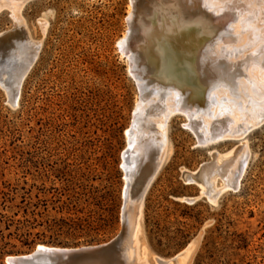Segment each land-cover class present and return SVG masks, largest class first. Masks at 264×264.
<instances>
[{"label": "rangeland", "instance_id": "obj_1", "mask_svg": "<svg viewBox=\"0 0 264 264\" xmlns=\"http://www.w3.org/2000/svg\"><path fill=\"white\" fill-rule=\"evenodd\" d=\"M250 1L0 0V264L120 236L116 264H264V28ZM183 20L209 34L164 65L157 39L177 40ZM210 164L204 188L186 181ZM153 170L123 250L126 198Z\"/></svg>", "mask_w": 264, "mask_h": 264}, {"label": "bare ground", "instance_id": "obj_2", "mask_svg": "<svg viewBox=\"0 0 264 264\" xmlns=\"http://www.w3.org/2000/svg\"><path fill=\"white\" fill-rule=\"evenodd\" d=\"M194 1V0H193ZM199 1V0H198ZM205 1V0H204ZM228 1V0H227ZM238 1V0H237ZM252 1V0H251ZM250 1V2H251ZM255 1V0H254ZM253 1V2H254ZM210 2V1H209ZM213 2V1H212ZM230 2V1H229ZM232 2V0H231ZM242 2V1H240ZM239 2V3H240ZM244 2V1H243ZM246 2V1H245ZM224 3V2H223ZM227 3V2H226ZM224 3V4H226ZM238 3V4H239ZM198 4V2H197ZM212 4V3H211ZM217 4V3H216ZM241 4V3H240ZM221 5V4H220ZM219 5V6H220ZM243 5V4H242ZM228 6V5H227ZM247 7H245V16L247 15H250L251 11H255V13H257L260 17V23L263 25L261 26L259 29V32L264 28V0H257L255 2L254 5L252 4H247L246 5ZM225 7V6H224ZM243 7V6H242ZM240 10V9H239ZM253 14V13H252ZM178 16V15H177ZM180 16V15H179ZM257 16V15H256ZM251 17V16H250ZM249 18V16L247 17V19ZM258 18V17H257ZM177 19V18H176ZM245 19V20H247ZM256 18H254L255 20ZM179 21V20H178ZM187 21V20H185ZM190 21V20H189ZM193 21V20H192ZM196 21V20H195ZM249 21V20H248ZM259 21V19H258ZM257 21V22H258ZM165 22V21H164ZM184 22V20H183ZM197 22V21H196ZM247 22V21H246ZM186 22H184L185 24ZM190 23V22H189ZM199 23V22H198ZM259 23V22H258ZM180 24V23H179ZM179 25L176 24L178 26V28L176 29H172L171 32H173V34H177V38H181L183 39L184 41H186L187 43H189L192 48H185V46L181 43V41H179L178 39L175 40V39H171V38H164L163 36L160 35V37H158L157 41H158V44H159V49L161 52V60H162V63L164 65L166 64H170L172 62V57L169 55L170 52H173V51H176V57H181V56H189L190 52L193 51V50H197L198 49V45L202 42V38L201 37H205V36H208L209 33H207V30L209 31L210 27H207L206 29V32H205V29L204 31L201 30L197 25H194V26H187L186 24L184 25ZM204 24V22H203ZM254 24L256 25V23L254 22ZM200 25H201V22H200ZM254 25V26H255ZM248 26V25H247ZM257 27V26H256ZM168 29V28H167ZM256 29V28H255ZM154 30V29H153ZM249 30V33H250V28H248ZM247 30V31H248ZM252 31V30H251ZM263 31V30H262ZM248 33V32H247ZM262 33V32H261ZM245 34V33H244ZM251 35L253 34L250 33ZM249 34V35H250ZM255 35V34H254ZM257 36V35H256ZM255 37V36H254ZM256 38V37H255ZM258 38V37H257ZM252 40V39H251ZM256 42V41H255ZM204 43V42H203ZM254 43V42H253ZM186 44V43H184ZM255 44V43H254ZM197 46V48L195 47ZM126 48V47H125ZM202 56V55H201ZM175 58V57H174ZM177 59V58H175ZM160 60V61H161ZM190 60V59H189ZM196 60V59H195ZM198 60V59H197ZM191 63V62H190ZM180 64V63H179ZM170 66V65H169ZM191 66V64H190ZM195 66V65H194ZM189 67V66H188ZM187 67V68H188ZM171 68V67H170ZM193 68V67H192ZM191 69V68H190ZM191 71V70H190ZM189 74V73H188ZM167 76V75H166ZM167 79V78H166ZM244 87V86H243ZM251 91V90H250ZM19 103V102H18ZM189 112V111H188ZM160 113V112H159ZM246 114V113H245ZM264 121V120H263ZM255 126V125H254ZM224 135L221 134L220 137H222ZM218 137V136H217ZM219 137V138H220ZM206 139V138H205ZM204 139V140H205ZM160 141V140H159ZM202 141V140H201ZM205 144V143H204ZM162 149V148H161ZM163 150V149H162ZM160 150V151H162ZM157 152V151H156ZM156 155V154H155ZM158 155V154H157ZM162 153L160 154L159 156V162L160 160L162 159ZM164 157V156H163ZM157 159V157L155 158ZM154 161V160H153ZM150 162V161H149ZM158 162V163H159ZM217 162V161H216ZM147 163V162H146ZM155 163V162H154ZM160 165V164H159ZM158 165V166H159ZM150 166V165H149ZM214 168V164L213 165H203L202 167H200V169L197 171V172H193V171H186L185 172V179L187 182L189 181H195V182H198L200 185L205 186L206 182H204V175H206L207 173H210V170L212 171L211 168ZM216 167V166H215ZM216 169V168H215ZM227 170V169H226ZM223 172V171H222ZM143 173V172H142ZM225 173V172H224ZM144 174V173H143ZM226 174V173H225ZM209 177V176H208ZM212 177V176H211ZM209 177V179L211 178ZM215 178V177H214ZM206 180V179H205ZM209 181V180H208ZM150 183V182H149ZM209 185H212L209 183ZM208 189L210 188V190H213L212 187L208 186L207 187ZM216 189V188H215ZM223 189H225V187H223ZM205 191V190H204ZM211 195V194H210ZM126 197V196H125ZM141 214V210H140V203L137 205V207L134 209V210H131V212L128 213L127 217H125V222H124V228H123V231H122V237H123V243H122V249H129V245L126 244L125 242V237H127V227L131 228L133 227L132 230V241H137V236L140 232V222H139V216ZM138 242V241H137ZM131 245V244H130ZM95 246L97 245H86V246H80V247H61V246H55V245H46V244H38L37 245V249L39 251H43V252H46V253H51V252H54V251H67V252H72V251H87V250H92ZM132 246V245H131ZM134 247L136 248V245H134ZM22 255H17V256H10L7 258L8 262L10 264H37L35 262H31V263H21L19 261V258L21 257ZM32 254L31 253H27L25 254V257H31ZM129 256V255H128ZM128 258V257H127ZM139 262V260H138ZM144 261L143 260H140V262L138 264H142ZM168 262V261H167Z\"/></svg>", "mask_w": 264, "mask_h": 264}, {"label": "water", "instance_id": "obj_3", "mask_svg": "<svg viewBox=\"0 0 264 264\" xmlns=\"http://www.w3.org/2000/svg\"><path fill=\"white\" fill-rule=\"evenodd\" d=\"M23 77L16 79V85L13 89L14 96L12 99V104H17L19 99V87ZM156 167V166H155ZM156 170L151 171L150 176H147L146 179L142 178L138 183L137 189L135 191V195H128L125 201V217L128 208L132 206V204L139 203L143 200L145 190L151 180L153 174ZM121 242V236L115 237L111 241L95 246L92 250L87 251H54L51 253H46L43 251H39L35 248L31 254V257H25V254L19 258L21 263H31L37 259L43 258L49 260L51 264H116V259L112 257V250L119 249V245Z\"/></svg>", "mask_w": 264, "mask_h": 264}, {"label": "snow or ice", "instance_id": "obj_4", "mask_svg": "<svg viewBox=\"0 0 264 264\" xmlns=\"http://www.w3.org/2000/svg\"><path fill=\"white\" fill-rule=\"evenodd\" d=\"M189 2H190V0H189Z\"/></svg>", "mask_w": 264, "mask_h": 264}]
</instances>
